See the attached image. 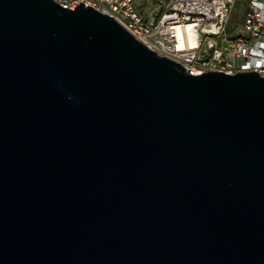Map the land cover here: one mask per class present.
<instances>
[{
  "label": "water",
  "instance_id": "water-1",
  "mask_svg": "<svg viewBox=\"0 0 264 264\" xmlns=\"http://www.w3.org/2000/svg\"><path fill=\"white\" fill-rule=\"evenodd\" d=\"M84 4L0 0V264H264V77Z\"/></svg>",
  "mask_w": 264,
  "mask_h": 264
},
{
  "label": "built area",
  "instance_id": "built-area-1",
  "mask_svg": "<svg viewBox=\"0 0 264 264\" xmlns=\"http://www.w3.org/2000/svg\"><path fill=\"white\" fill-rule=\"evenodd\" d=\"M80 1L112 15L158 54L190 74L257 71L264 77V0H55ZM239 11L238 17L236 13Z\"/></svg>",
  "mask_w": 264,
  "mask_h": 264
},
{
  "label": "rangeland",
  "instance_id": "rangeland-1",
  "mask_svg": "<svg viewBox=\"0 0 264 264\" xmlns=\"http://www.w3.org/2000/svg\"><path fill=\"white\" fill-rule=\"evenodd\" d=\"M246 1V0H240L237 2L236 6L238 5V7L242 8V3ZM239 11L236 13V17H238Z\"/></svg>",
  "mask_w": 264,
  "mask_h": 264
}]
</instances>
